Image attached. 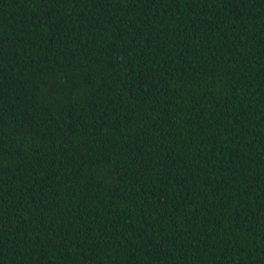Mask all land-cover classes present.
<instances>
[{
	"label": "trees",
	"instance_id": "1",
	"mask_svg": "<svg viewBox=\"0 0 264 264\" xmlns=\"http://www.w3.org/2000/svg\"><path fill=\"white\" fill-rule=\"evenodd\" d=\"M0 264H264V0H0Z\"/></svg>",
	"mask_w": 264,
	"mask_h": 264
}]
</instances>
